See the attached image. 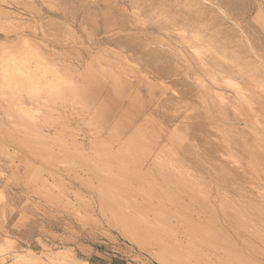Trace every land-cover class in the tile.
<instances>
[{"label": "rangeland", "instance_id": "obj_1", "mask_svg": "<svg viewBox=\"0 0 264 264\" xmlns=\"http://www.w3.org/2000/svg\"><path fill=\"white\" fill-rule=\"evenodd\" d=\"M209 1L214 7L200 1L198 2L200 6L195 7L196 14L193 9L188 12L189 6L192 5H187V2L180 0H0V22L3 21L0 23V27L3 26L0 28V50L9 49L5 52H11V47L16 45L20 38L28 39L35 45H39L40 49L43 47L42 50H46L53 58L60 57L64 61L63 65L67 67L66 71L69 74L65 77L66 86H70L71 83L68 82H72L71 80L77 76L73 83L77 84L76 79L79 78L78 82L81 83L79 86L87 89L86 94H93L94 100V105L88 112L84 99L66 98L65 104L61 102L62 107H58L60 105L58 103L53 112H50V117L54 119L50 121L57 127L51 125L53 129L50 126V130L42 132L46 136L42 133L34 135L32 132L34 136L30 134L29 138L28 134L27 136L16 132L11 134L12 125H10L11 128L8 125L10 118L5 115L6 118L2 112L9 109L6 105L9 103L11 105L10 101L13 97L8 94L9 90H0L2 93L6 92L5 97L8 100L7 104L5 97L2 98L3 101L0 99V135L2 136H0V240L7 237L11 241V249L3 254L4 260L0 261V264H8L11 253H24L30 256L32 261L41 264H52L48 262V258H55L54 256L57 257L61 253L67 256V264H264V254H262L264 244L260 247L251 236L253 234L251 229H254V226H251L249 219H254L253 210L255 209L252 207L251 211L248 207L254 206L256 202V187L254 188L256 184L253 183V179L256 178L255 180L258 181L263 177L259 169L264 165L262 163L264 162V77L258 73L257 78L252 76L257 81L255 78L253 80L249 78L250 72L247 73L250 75H247L249 79H245L247 76H244L243 81H240L242 75L240 78L237 74L230 75L233 77H229L231 82L228 85L222 82L217 92L225 96L226 100H232L235 92L233 89L238 84L237 88L241 92L246 91L245 95L251 96V104L248 106L249 104L239 103L241 107L238 105L237 112L229 107L226 123L219 119H212L211 115L203 110L198 100L193 97L190 99L194 93L191 95L189 93L188 96V93L183 92L189 90L187 87L191 88L189 85L184 88L180 86L181 83L178 84L179 86L173 84L176 80L182 81V73L186 69L180 63L181 55L188 64L193 65L190 50L182 48L185 41L180 39V36L186 35L187 39L189 36L191 41L196 38V35L190 34L194 35L191 38L189 33L188 35L183 32L177 34L168 28L169 32L163 24L174 16L181 17L185 10L187 14H191V18L195 14L193 18L199 23L202 22L201 27L203 24V29L200 28L202 31L200 36H205L207 40L210 36L212 40L215 39L212 42L215 48V53H212L214 58L224 68L230 66L228 68L232 70L236 68L248 71L251 67L247 65L250 62V56L244 48L245 41L240 39V34L235 28L221 19L215 7L223 5L226 13L240 25L262 63L264 62V19L259 9L264 12V0ZM208 9L212 10L209 12ZM9 23L14 31L8 28ZM161 28L164 30H160ZM4 29L9 34L4 32ZM203 40L192 41V43L195 42L194 45H196L200 42L196 48H199L200 44L202 48L208 43H203ZM2 51L0 54L5 53ZM175 51L178 53H174ZM251 59L256 60L253 57ZM246 65L248 68L245 67ZM262 65L264 66L263 63ZM90 74L95 76V82L88 84L86 81L91 79L88 78ZM139 75L143 79L148 77L150 80L148 84L147 80H137ZM114 76L125 78L132 83L133 87L141 91L145 100L149 93L152 94V99L157 100V107L153 108L151 115L141 119L142 126H140L141 122L135 125L137 128L140 127L138 129L140 133L136 132L134 138L132 137L128 142L126 140V144L130 146L125 145L127 149L123 147L124 151L109 147L110 143L104 139L107 136L104 129H94L96 128L95 120H98L97 112L110 109L117 97L112 84ZM252 80L256 84L259 80V86L258 84L256 86L255 82L251 83ZM260 81L263 82L260 83ZM232 82L236 87L232 85ZM163 84L167 90L161 87L164 86ZM181 92L185 94L184 97ZM178 94L182 98L178 97ZM160 99L164 101L161 102ZM120 110L124 111V108ZM10 113L12 114V111ZM258 124L260 129L257 128ZM135 127L134 129H137ZM18 129L15 130L18 131ZM224 131L231 143L225 137L221 139L220 134L225 136ZM251 133L254 135L252 136ZM14 134L17 136L16 140H14L16 138ZM39 134L43 138H39ZM258 134L261 136H257ZM255 136L263 140H258L259 143ZM144 146H153L154 149L161 146L163 148L162 152H157L160 158L158 162H154L157 165H152V168L149 163L147 164L149 170L152 168L153 174L138 172L141 167L138 170L135 159H138L137 151ZM76 148L77 150H74ZM108 148H111L110 151ZM227 149L231 152L229 155L231 161L234 159L235 163L229 160L230 152ZM81 152L84 153L83 156ZM165 159L169 160L168 164L176 165L174 168L180 166L179 169L177 168L181 169L180 171L184 167L187 168L186 171L192 175L190 179L189 177L187 179L196 184L191 186L194 190L193 194L190 193L192 190L190 185L185 186V189L179 184V189L181 188L177 193L179 196H173L170 190L166 193L164 190L167 186L162 185L163 190H159L157 185L161 186L164 179L155 180L157 176L155 169H158L159 162L165 163ZM127 160L132 164L131 162L127 164ZM115 161L123 164L115 163ZM241 169L245 171H240ZM143 172L147 175H143ZM223 172L227 173L226 185H224L225 179L220 180L222 177L220 173L222 175ZM243 172L246 176L241 175ZM174 176L178 179L175 173ZM209 176L213 181L217 178L224 182L225 188L219 193L220 195L215 192L210 194L209 186L213 189L215 186H211L212 182L209 184ZM256 176L259 178L257 179ZM164 178H168L167 175H164ZM169 178L171 181L174 180L170 176ZM170 180L166 181L170 183ZM198 187L201 188L200 192ZM171 192L176 195L177 191ZM260 193L264 194V188L260 190ZM182 194L185 196H181ZM243 195L244 202L239 201L241 204H238L237 199L242 200ZM247 198L255 201L250 203ZM102 203L106 204L102 205ZM224 203L226 207H229L224 208ZM244 203L245 205L247 203L249 208L246 214L250 212V215L247 214L249 218L246 214L243 217L246 221H243L238 214V209L241 210V205L244 206ZM230 221L232 223L234 221L233 225ZM239 223L243 225L242 228L239 227Z\"/></svg>", "mask_w": 264, "mask_h": 264}, {"label": "bare ground", "instance_id": "obj_2", "mask_svg": "<svg viewBox=\"0 0 264 264\" xmlns=\"http://www.w3.org/2000/svg\"><path fill=\"white\" fill-rule=\"evenodd\" d=\"M180 1H185V3L187 2L188 4L187 5H192V6H189L190 8H189V10H188V12L190 11V9L192 10L193 9V12L194 13H196L197 14V9H195V7H197L198 5L200 6V3H198V2H200V1H203V3H206V5H210V6H212V7H214L213 5H212V3L209 1V0H180ZM172 2H174V1H172ZM177 2V1H176ZM233 2V1H232ZM242 2V1H241ZM234 3V2H233ZM238 3V2H237ZM236 3V5H239V4H237ZM220 4V3H219ZM224 4V3H223ZM245 4V3H244ZM203 5V4H202ZM229 5V4H228ZM183 6H185V4L183 5ZM204 6V5H203ZM223 6V5H222ZM220 7V5L219 6H216L215 7V10L218 12V14H220L221 15V19H223L224 21H226V23H228V24H230V26L232 27V28H235V30L240 34V39H242L243 41H245V45H244V48L246 49V51L249 53L248 55L250 56V62L252 61V63H250V62H248L247 63V61H246V63H247V65L249 64L250 66V68H249V70L247 71L246 69V71L247 72H245V70L243 69V70H238V69H236V68H234L233 70H232V68L231 69H229L228 67H230V66H228L227 68H224L220 63H219V61L217 60V59H215L214 58V56L212 55V53H215L214 51V47H213V45H212V42H214L213 40H215V39H211V36H210V38L207 40L206 38H205V36H200V34H201V29L200 28H202L203 27V24H202V27H201V23H199V22H197V20L196 19H194L193 17L195 16V14H194V16H192V18L190 17V15H189V13L187 14L186 13V10H185V13L187 14H185L184 12V14L186 15H182L181 16V14L179 15V16H181V17H179L178 18V16H174V18H172L170 21H169V19L168 20H166L165 21V19L167 18V16H166V18L164 19V21H165V23H163V21H161L163 24H164V26H166L165 27V29L166 30H172V31H174V32H177V34L178 33H180V32H183V33H185V34H187L188 35V33H189V35L190 34H192V33H194L196 36V38L194 39L193 38V36L192 35H190L191 36V38H193V39H191V41L189 40L190 39V37L188 36V39H187V37H186V35H181L180 37V39H182L183 41H185V45L182 47V48H184L185 50H190V53H191V58H192V62H193V65H190V64H188L186 61H185V58L183 57V55H181V54H179V55H181L180 57H181V60L178 58V55H176L175 54V56H177V58L180 60V63H182L183 64V66L186 68L185 70H184V72L182 73V75H183V77H182V81H174L173 82V84L174 85H178L179 83H181L180 84V86H184V88H186L188 85L191 87V88H188L187 87V89H189V90H185V91H183L184 93L186 92V94L189 96V93H190V95L192 94V93H194V95H192V96H190V99H191V97H193L194 99H196V100H198L199 101V103H201V105H202V107H203V110H205V112L207 113V114H210L211 115V118L212 119H214L215 118V120L216 119H219L221 122H223V123H226V121H228L227 120V118H226V115H227V109L230 107V108H232V110L233 111H235L236 110V112H237V108H238V105H239V103L241 104V105H245V104H249L248 106H250V104H251V99H250V97L251 96H246L245 95V93H246V91L243 93V92H241L237 87H239L238 86V84H237V87H236V85H234V83L232 84V85H234V87H236V88H232V85L231 84H229V85H231L230 86V88H232L234 91V96H233V98H232V100H226L225 98V96H223V95H220V93H219V91L217 92V89H219V87H220V84L223 82V83H226L227 85H228V83L229 82H231L230 81V78H233V77H231V76H234V74H237L238 76H239V78H240V76H241V78H240V81H243L242 79L243 78H245L244 76H247L248 74L247 73H250L251 72V77H249V78H251V79H253V78H255V77H253L252 78V76H256V78L259 76V75H262L263 77H264V66L262 65V63L264 64V62H262L261 63V60H260V58L258 57V55L256 54V52H254V50H253V48L250 46V43H249V41L247 40V38H246V36H245V32L243 31V29H241V27H240V25L237 23V22H235L230 16H229V14H227L226 13V10H224L223 9V7ZM205 7V6H204ZM161 8V7H160ZM200 8H202V7H200ZM208 8V7H207ZM210 8V7H209ZM148 9V8H147ZM205 9V8H204ZM209 10H212V9H208V11ZM214 10V9H213ZM200 11V10H199ZM160 12V11H159ZM171 12V11H170ZM178 12V11H177ZM180 12V11H179ZM210 12V11H209ZM167 13V12H166ZM259 13H260V15L261 16H263V19H264V12L263 11H261V9H259ZM152 14V13H151ZM171 14V13H170ZM177 14V13H176ZM200 15V14H199ZM198 15V16H199ZM173 16V15H172ZM170 18H171V16H169ZM168 17V18H169ZM202 17H203V14H202ZM201 17V18H202ZM200 18V17H199ZM205 18V17H204ZM258 18V17H257ZM2 20V19H1ZM203 20V19H202ZM258 20V19H257ZM260 20V19H259ZM167 21H169V22H167ZM264 21V20H263ZM1 22H3V21H1ZM0 22V23H1ZM7 22V21H6ZM10 22V21H9ZM13 22V21H12ZM157 22V21H156ZM11 23V22H10ZM10 23L8 24L9 25V27L8 28H10ZM154 23V22H153ZM199 23V24H198ZM260 23H262V21H260ZM6 24V23H5ZM12 24V23H11ZM13 24H14V22H13ZM114 24V23H113ZM258 24V23H257ZM263 24V23H262ZM158 25H160V24H158ZM208 25V24H207ZM259 25V24H258ZM7 26V25H6ZM5 26V27H6ZM161 26V25H160ZM163 26V25H162ZM13 27H15V26H13ZM205 27V26H204ZM0 28H3V26L1 25V27ZM155 28H157V27H155ZM160 28V27H159ZM169 28V29H168ZM11 29V28H10ZM15 29V28H14ZM164 30V28H161L160 30ZM203 29V28H202ZM8 30V29H7ZM12 31H14L13 30V28L11 29ZM170 30H169V32H170ZM198 30L199 31V33H198V31L196 32V31ZM205 30H206V28H205ZM4 32H7L8 33V31H5V29L3 30ZM108 31V30H107ZM201 31V32H200ZM204 31V30H203ZM162 32V31H161ZM206 32V31H205ZM211 32V31H210ZM182 33V34H183ZM9 34V33H8ZM11 34V33H10ZM94 34V33H93ZM105 34V33H104ZM169 34V33H168ZM171 34H174V33H171ZM181 34V33H180ZM198 34H199V36H198ZM204 34V33H203ZM7 35V34H6ZM24 35V34H23ZM176 35V34H175ZM215 35V34H214ZM198 36V37H197ZM17 37V36H16ZM21 37V36H20ZM204 37V38H203ZM207 37V36H206ZM204 39V40H203ZM206 39V40H205ZM200 41V40H203L202 42L203 43H207V44H205V47H202L201 48V44L199 45V48H196V47H198V45L197 44H199V43H197L196 45H194V43H192V41ZM94 41V40H93ZM92 41V42H93ZM182 42V41H181ZM216 42V41H215ZM16 43V42H15ZM92 44V43H91ZM216 44V43H215ZM203 45V44H202ZM9 47V46H8ZM7 47V48H8ZM5 48H6V46H5ZM10 48V47H9ZM12 48V49H11ZM10 49V51L11 52H5V51H8L9 49H5V51H4V49H1V50H3L2 52H5V53H2V54H0V90H2V89H7V91L9 90L10 91V93H8L9 95L11 94L12 95V97L14 98H12L11 96V98H12V100L10 101V102H12L11 103V105H10V103H9V105H6L7 106V108H9L7 111H5V112H2V114H4V116L6 115L7 117H9L8 119L10 120L9 121V123L10 124H8L9 125V127H10V125H12L11 127L13 128V130H12V128L10 129L11 131H12V133L11 134H13V133H21V134H28V136L31 134V135H33L32 134V132H34V135H35V133H42V132H45L47 129H49L50 130V126L52 125V122L51 121H53L54 119L53 118H51L50 117V112L52 113L53 112V109H55V106L57 107V104L59 105L58 107H62V104H65L64 102H65V99L66 98H72V100L74 99V100H76V98L77 99H84V101H85V103H86V105H87V111L88 112H90V110H91V108L93 107V105H94V100L92 99V97H93V94L91 95V93H90V90H88V92L90 93V94H86V92H87V89H84L82 86H79V85H81V83H79L78 82V80H79V78H77L76 80V82H77V84L76 83H73L74 81V79H75V77H77V76H75L74 78L73 77H71V78H73L71 81L72 82H68L69 84L71 83V85L70 86H66L67 85V83H65L66 82V79H65V77L66 76H68L69 74H68V72L66 71V69H67V67L66 66H64L63 65V63H64V61L63 60H61V58L60 57H56V58H53L52 57V55L50 54V53H48L46 50H42L43 49V47H42V49H40V47H39V45L37 46V45H35L33 42H30V41H28V39L26 40V39H23V37L22 38H20V41L19 42H17V44L16 45H14L13 47H11ZM0 50V51H1ZM13 51V52H12ZM245 51V52H246ZM173 53V52H172ZM174 53H178L177 51H175ZM254 58V59H256V60H252L251 58ZM221 58V60H223L222 59V57H220ZM219 59V58H218ZM247 60V59H246ZM243 61V60H242ZM244 63H245V61H243ZM243 63V64H244ZM247 65L245 66V67H247ZM232 67V66H231ZM248 68V67H247ZM160 69V68H159ZM165 69V68H164ZM236 69V70H235ZM157 70H158V68H157ZM167 70V69H166ZM235 70V71H234ZM162 71V70H161ZM163 72V71H162ZM162 72H161V74H162ZM168 73V72H167ZM232 73V74H231ZM258 73H260L259 75H258ZM134 74V73H133ZM155 74V73H154ZM153 75V74H152ZM167 75V74H166ZM231 75V76H230ZM161 76V75H160ZM248 76H250V75H248ZM248 76L245 78V79H247L248 78ZM156 77V76H155ZM165 77V76H164ZM230 77V78H229ZM261 77V76H260ZM259 77V78H260ZM263 77H261V78H263ZM88 78H91V79H88L86 82L88 83V84H91V83H93V82H95L94 80H95V76L93 75V74H90L89 76H88ZM132 78V77H131ZM248 78V79H249ZM255 78V79H256ZM258 78V79H259ZM261 78H260V80H261ZM136 79H137V77H136ZM244 79V80H245ZM70 80V79H69ZM137 80H144V81H146L147 80V84H148V81H150V80H148V77L147 78H145V79H143L140 75L138 76V79ZM166 80H167V77H166ZM231 80H233V79H231ZM254 80V79H253ZM252 80V82L251 83H253V82H255V81H253ZM263 80V79H262ZM170 81V80H169ZM186 81V82H185ZM233 81H235V80H233ZM248 81V80H247ZM251 81V80H250ZM256 81H257V79H256ZM264 81V80H263ZM262 81V82H263ZM113 82V83H112ZM111 83L113 84V88H114V93H115V95L117 96L116 98H115V100H114V104L110 107V109H105L104 111H102V112H97L98 113V120H95V123H94V126L96 127V128H94V129H98V128H101V129H104L105 130V134H107V136L104 138V139H106L110 144H109V147H113V148H115V149H117V151H121L122 150V148L126 145V147L127 146H130L129 144H126V140H127V142L128 141H130L131 139H132V137L134 138V134L136 133V132H138V129H140V127L139 128H137V127H135V125L136 124H138V122H141L142 120V118L145 116L146 117V115L148 116V115H151V111L152 110H154L153 108L154 107H157V105H156V102H157V100H154V99H152L153 97H152V94L151 93H149V95H148V98H147V100H145L144 99V97L142 96V94H141V91L139 90V89H137V88H135V87H133L132 85V83H130V82H128L125 78L123 79V78H118V77H116V76H114V78H113V81H112ZM236 82V81H235ZM246 82V81H245ZM258 82H259V80H258ZM258 82H257V84H258ZM261 81H260V83H262ZM151 83H152V81H151ZM150 83V84H151ZM187 83V84H186ZM238 83V82H237ZM66 84V85H65ZM254 84V83H253ZM257 84H256V82H255V85L257 86ZM64 85H65V87H64ZM103 85V84H102ZM164 86H161V87H165V89H166V86H165V84H163ZM179 86V85H178ZM249 86V85H248ZM247 86V87H248ZM258 86H259V84H258ZM222 87V86H221ZM224 88V87H223ZM261 88V87H260ZM179 89V88H178ZM105 90V89H104ZM167 90V89H166ZM181 90V89H180ZM232 91V90H231ZM243 91V90H242ZM248 91H249V89H248ZM4 92V91H3ZM183 92H181L182 94H183ZM232 92V93H233ZM180 93V92H179ZM226 93V92H225ZM224 93V94H225ZM104 94V93H103ZM106 94V93H105ZM111 94V93H110ZM166 94V93H165ZM164 95V94H163ZM167 95V94H166ZM184 95L185 94H183V97H184ZM186 95V96H187ZM233 95V94H232ZM6 96V92L5 93H2L1 91H0V99L2 100V98L3 97H5ZM112 96H114V95H112ZM162 96V95H161ZM168 96V95H167ZM167 96H164V97H167ZM163 97V96H162ZM172 97V96H171ZM178 97H181L182 98V96H179V94H178ZM6 98V97H5ZM71 98H70V100H71ZM110 98H112V97H110ZM187 98V97H186ZM185 98V99H186ZM162 99V98H161ZM160 99V100H161ZM180 99V98H179ZM6 100H7V98H6ZM5 99H4V101H6ZM10 100V99H9ZM69 100V99H68ZM68 100H66L67 102H68ZM70 100H69V102H70ZM3 101V100H2ZM60 101V102H59ZM164 101V99L163 100H161V102H163ZM61 102H62V104H61ZM113 102V101H112ZM161 102H160V104H161ZM4 103V102H3ZM6 103L8 104V100L6 101ZM5 103V104H6ZM244 103V104H243ZM218 104V105H217ZM4 105V104H3ZM67 105V104H66ZM108 105V104H107ZM159 105V104H158ZM162 105V104H161ZM253 105V104H252ZM252 105H251V107H252ZM69 106V105H68ZM109 106V105H108ZM240 106V105H239ZM5 107V106H4ZM152 107V108H151ZM159 107V106H158ZM241 107V106H240ZM65 108V107H64ZM69 108V107H68ZM122 108H124V111H121L120 109H122ZM229 108V109H230ZM243 108V107H242ZM242 108H240L241 110H242ZM253 108V107H252ZM59 109V108H58ZM70 109V108H69ZM156 109H158V108H156ZM251 109V108H250ZM254 109V108H253ZM12 111V114L10 113V112ZM156 111V110H155ZM240 111V110H239ZM248 111V110H247ZM254 111V110H253ZM251 112H252V110H251ZM255 112V111H254ZM10 115H9V114ZM56 113V112H55ZM97 113H95V114H97ZM249 113V112H248ZM39 114H41L40 116H39ZM72 114V113H71ZM57 115V114H56ZM5 116V117H6ZM256 116V115H255ZM254 116V117H255ZM6 117V118H7ZM53 117V116H52ZM71 117V116H70ZM144 117V118H145ZM237 117H238V115H237ZM62 118V117H61ZM53 119V120H52ZM153 119V118H152ZM212 119H210V120H212ZM51 120V121H50ZM57 120H59L58 118H57ZM61 120V119H60ZM59 120V121H60ZM262 120V119H261ZM146 121H148V120H146ZM154 121V120H153ZM68 122V121H67ZM250 122V121H249ZM256 122H258L257 120H256ZM61 123V122H60ZM146 123H148V122H146ZM230 123V122H229ZM228 123V124H229ZM232 123V122H231ZM230 123V124H231ZM1 124H2V122H1ZM7 124V123H6ZM142 122H141V125L140 126H142ZM153 124H156V123H153ZM54 125V127H57L55 124H53ZM52 125V126H53ZM256 125H257V123H256ZM52 126H51V128H52ZM68 126V125H67ZM137 126V125H136ZM222 127H223V125H221ZM261 126V125H260ZM264 126V125H263ZM61 127H62V125H61ZM60 127V128H61ZM64 127V126H63ZM134 127L135 128H137V129H134ZM225 127V126H224ZM228 127V126H227ZM229 127H231L230 125H229ZM247 127V126H246ZM249 127V126H248ZM259 127V124H258V126H257V128ZM262 127V126H261ZM3 128V127H2ZM19 128V129H18ZM144 128V127H143ZM143 128H141V129H143ZM217 129H219L218 127H216ZM6 129V128H5ZM15 129H18V131H16ZM53 129V128H52ZM58 129V128H57ZM63 129V128H62ZM61 129V130H62ZM66 129V128H65ZM64 129V130H65ZM135 131H134V130ZM225 129H227V128H225ZM259 129H260V127H259ZM4 130V129H3ZM64 130H63V133H64ZM145 130V129H144ZM221 130V129H220ZM223 130V129H222ZM262 130V129H261ZM1 131V130H0ZM156 131V130H155ZM162 131V130H161ZM233 131H235V130H233ZM7 132V131H6ZM52 132V131H51ZM51 132H48V133H51ZM55 132V131H54ZM90 132V131H89ZM230 133H231V129H230V131H229ZM55 133H57V132H55ZM55 133H54V135H55ZM138 133H140V132H138ZM151 134L153 133V132H150ZM224 133H225V131H224ZM223 133V134H224ZM1 134V133H0ZM4 134V133H3ZM10 134V133H9ZM8 134V135H9ZM58 134V133H57ZM60 134V133H59ZM252 134V133H251ZM261 134V133H260ZM260 134H258L257 136H259ZM15 135V134H14ZM33 135V136H34ZM37 135V134H36ZM42 135L43 136H46V135H44V133H42ZM48 135V134H47ZM50 135V134H49ZM63 135H65V134H63ZM71 135V134H70ZM136 135H138V134H136ZM222 137H221V139L223 140L224 139V137L225 138H227L228 136H227V134L225 133V136H223L222 134H220ZM231 135H233V134H231ZM254 134H252V136H253ZM262 135V134H261ZM260 135V136H261ZM1 136V135H0ZM16 136V135H15ZM27 136V135H26ZM25 136V137H26ZM39 136V138H43V136H41L40 137V134L38 135ZM86 136V135H85ZM148 136V135H147ZM227 136V137H226ZM257 136H255V138L257 137ZM264 136V135H263ZM2 137V136H1ZM1 137H0V139H1ZM4 137V136H3ZM23 137H24V135H23ZM24 137V138H25ZM31 136H29V138H30ZM73 136H71V138H72ZM150 137V136H149ZM148 137V138H149ZM156 137V136H155ZM163 137V136H162ZM170 137V136H169ZM229 137H231V136H229ZM9 138V137H8ZM11 138H13L12 136H11ZM27 138V137H26ZM34 138V137H33ZM38 138V139H39ZM55 138V137H54ZM68 138V137H67ZM75 138V136L73 137V139ZM157 138V137H156ZM261 138V137H260ZM3 139V138H2ZM17 139V136H16V138L14 139V140H16ZM28 139V138H27ZM35 139V138H34ZM37 139V140H38ZM44 139H45V137H44ZM49 139V138H48ZM47 139V140H48ZM56 139V138H55ZM63 139V138H62ZM144 139V138H143ZM220 139V140H221ZM234 139V138H233ZM232 139V140H233ZM257 139V138H256ZM262 139V138H261ZM261 139H257V141L258 140H261ZM31 140V139H30ZM57 140V139H56ZM65 140V139H64ZM141 140H142V138H141ZM144 140H146V139H144ZM227 141H230V140H228V138L226 139ZM235 140V139H234ZM253 140V139H252ZM255 140V139H254ZM253 140V141H254ZM263 140V139H262ZM261 140V141H262ZM18 141V140H17ZM19 141H21V140H19ZM23 141V140H22ZM28 141V140H27ZM33 141V140H32ZM35 141H36V139H35ZM41 141V139L39 140V142ZM61 141V140H60ZM70 141H72L71 139H70ZM74 141V140H73ZM72 141V142H73ZM143 141V140H142ZM225 141V140H224ZM224 141H223V143H224ZM252 141V142H253ZM26 142V141H25ZM24 142V143H25ZM56 142V141H55ZM64 142V141H63ZM61 143V144H64V143ZM148 142V141H147ZM244 142V141H243ZM246 142V141H245ZM259 142V141H258ZM15 143V142H14ZM22 143V142H21ZM42 143V142H41ZM40 143V144H41ZM58 143V142H57ZM152 143V142H151ZM177 143H179V142H177ZM176 143V144H177ZM230 143H231V141H230ZM229 143V144H230ZM255 143H257V142H255ZM254 143V144H255ZM260 143V142H259ZM7 144V143H6ZM37 144V143H36ZM53 144V143H52ZM72 144V143H71ZM74 144V148H75V143H73ZM80 144H82V143H80ZM79 144V145H80ZM90 144V143H89ZM93 144V143H92ZM235 144H237L236 142H235ZM240 144V143H239ZM263 144V143H262ZM22 145V144H21ZM27 145V144H26ZM78 145V144H77ZM91 145V144H90ZM89 145V146H90ZM97 145V144H96ZM108 145V144H107ZM155 145V144H154ZM165 145V144H164ZM256 145V144H255ZM260 146H261V144H259ZM24 146V145H23ZM31 146V145H30ZM60 146V145H59ZM81 146V145H80ZM85 146V145H84ZM93 146V145H92ZM91 146V147H92ZM163 146V145H162ZM162 146L160 147V148H156V149H154L153 148V146H144V147H141L138 151H137V153H139V155H138V159H135L136 161V163H137V167H138V170H139V168L141 169L140 171H138V172H142V171H144V172H146V173H148V172H150V173H152L153 174V172H152V165H154V166H156L157 165V163L155 164L154 162H158L159 160H160V158L157 156L158 155V153H160V152H162L163 151V148H162ZM177 146V145H176ZM178 146H179V144H178ZM238 146V145H237ZM254 146V145H253ZM18 147V146H17ZM34 147V146H33ZM42 147V146H41ZM82 147V146H81ZM226 147H227V143H226ZM255 147V146H254ZM264 147V146H263ZM78 148V147H77ZM77 148L76 149H74V150H77ZM94 148V147H93ZM125 148V147H124ZM130 148V147H129ZM228 148H229V146H228ZM236 148V147H235ZM256 148V147H255ZM259 148V147H258ZM257 148V149H258ZM44 149V148H43ZM79 149H81L80 147H79ZM83 149V148H82ZM88 149H91V148H88ZM109 149V148H108ZM111 149V148H110ZM110 149H109V151H110ZM114 149V150H115ZM125 149H127V148H125ZM165 149V148H164ZM182 149V148H181ZM225 149V148H224ZM230 149V148H229ZM244 149V148H243ZM246 149V148H245ZM261 149V148H260ZM259 149V150H260ZM13 150V149H12ZM32 150V149H31ZM113 150V151H114ZM189 150V149H188ZM29 151V150H28ZM80 151H82V150H80ZM90 151V150H89ZM94 151V150H93ZM101 151V150H100ZM122 151H124V150H122ZM180 151V150H179ZM184 151V150H183ZM186 151V150H185ZM226 151V150H225ZM227 151H229L228 149H227ZM230 151H231V149H230ZM229 151V152H230ZM261 151H263V149L261 150ZM31 152V151H30ZM66 152H67V150H66ZM73 152V151H72ZM71 152V153H72ZM75 153H76V151H74ZM83 152V151H82ZM81 152V153H82ZM91 152V151H90ZM96 152V151H95ZM158 152V153H157ZM39 153V152H38ZM42 153V152H41ZM67 153H69V152H67ZM77 153H78V151H77ZM96 153H98V152H96ZM172 153V152H171ZM185 152H183V154H184ZM190 153V152H189ZM228 153V152H227ZM263 153H264V151H263ZM78 154H80V153H78ZM83 154L84 153H82L81 155L83 156ZM86 154V153H85ZM104 155H107V154H105V153H103ZM113 154V153H112ZM191 154V153H190ZM66 155V154H65ZM69 155H71V154H69ZM81 155H78V156H81ZM96 155V154H95ZM184 155H186V154H184ZM229 155H231V152H230V154H228V156ZM257 155V154H256ZM262 155V154H261ZM264 155V154H263ZM33 156V155H32ZM37 156H39V155H37ZM68 156V155H67ZM73 156V155H72ZM75 156V155H74ZM77 156V157H78ZM82 156L81 157H79V158H82ZM92 156V155H91ZM102 156V155H101ZM176 156V155H175ZM183 156V155H182ZM253 156V155H252ZM258 157H259V155H257ZM256 156V157H257ZM69 157V156H68ZM68 157H66V158H68ZM76 157V158H77ZM87 157V156H86ZM96 157V156H95ZM98 157V156H97ZM158 157V158H157ZM184 157V156H183ZM230 157L231 156H229V160L231 161V159H230ZM257 157V158H258ZM262 157V156H261ZM101 158V157H100ZM105 158V157H104ZM108 158V157H107ZM113 158V157H112ZM169 158H170V156H169ZM190 158V157H189ZM192 158V157H191ZM232 158H234L233 157V155H232ZM255 158V157H254ZM64 159H65V157H64ZM73 159V158H72ZM75 159V158H74ZM84 159H86L87 160V158H84ZM95 159V158H94ZM106 159V158H105ZM127 159V158H126ZM171 159V158H170ZM176 159V158H175ZM184 159V158H183ZM253 159V158H252ZM259 159V158H258ZM262 159V158H261ZM66 160V159H65ZM81 160V159H80ZM79 160V161H80ZM108 160V159H107ZM115 160V159H114ZM152 160V161H151ZM162 160H164V158L162 159ZM197 160V159H196ZM251 160V159H250ZM260 160V159H259ZM78 161V160H77ZM128 161V160H127ZM167 161H169V160H167ZM167 161H166V159H165V163H163V162H159V164H158V166H157V168L158 169H155V170H157V173H155L157 176L155 177V180H160V178L161 179H164V181L160 184L161 186H159V185H157L158 186V188H159V190H163V188H162V185L163 186H167V189H165L164 191L166 192V191H168V190H170L169 192L170 193H172V195L173 196H177L178 194L177 193H179L180 192V189H179V184L181 185V186H183L185 189H186V187L185 186H188V185H190V188H191V186H195L194 184H193V182L191 183L188 179H187V177H189V179H190V177H192V175L190 174V173H188V171H186L187 170V168H182L183 170L182 171H180V170H178L179 168L178 167H180V166H178L177 168H174V167H176V165L174 166L173 164L171 165V164H168L167 163ZM187 161V160H186ZM192 161V160H191ZM195 161V160H194ZM193 161V162H194ZM201 161V160H200ZM234 161V163H235V161L236 160H232L231 162H233ZM254 161V160H253ZM261 161V160H260ZM263 161H264V158H263ZM64 162V161H63ZM81 162V161H80ZM91 162V161H90ZM106 162H108V161H106ZM118 162H120V161H118ZM118 162H116L115 161V163H118ZM124 162V161H123ZM131 161H128L127 162V164H129ZM134 161H133V163H135ZM176 162V161H175ZM181 162H183L182 161V159H181ZM196 162V161H195ZM238 162V161H237ZM58 163V162H57ZM111 162L109 161V164H110ZM114 163V164H115ZM121 163V162H120ZM119 163V164H120ZM126 163V162H125ZM149 163V165L152 167L150 170H149V167L147 166V164ZM170 163V162H169ZM184 163V162H183ZM262 163H264V162H262ZM262 163H260V164H262ZM59 164V163H58ZM65 164H66V162H65ZM81 164V163H80ZM98 164V163H97ZM100 164V163H99ZM113 164V163H112ZM121 164H123V163H121ZM120 164V165H121ZM130 164H132V162L130 163ZM177 164V163H176ZM190 164H193V163H191L190 162ZM195 164V163H194ZM197 164V163H196ZM256 164H257V162H256ZM74 165V164H73ZM238 165V164H237ZM263 165V164H262ZM56 166V165H55ZM119 166V165H118ZM122 166V165H121ZM124 166V165H123ZM258 166V165H257ZM103 167H105V166H103ZM125 167V166H124ZM128 167V166H127ZM183 167V166H182ZM195 167V166H194ZM198 167V166H197ZM240 167V166H239ZM252 167V166H251ZM260 167V166H259ZM66 168V167H65ZM79 168V167H78ZM92 168V167H91ZM115 168V167H114ZM117 168V167H116ZM193 168V167H192ZM240 168H242V167H240ZM247 168V167H246ZM254 168V167H253ZM258 168V167H257ZM93 169V168H92ZM128 169V168H127ZM227 169V168H226ZM115 170V169H114ZM168 170V171H167ZM232 170V169H231ZM236 170V169H235ZM260 172L262 173V176H260V177H262V180H260V179H258L259 177L258 176H256L257 177V179H258V181H256L255 179H253V183H255L256 184V186H254V188L256 187V194L255 193H252L251 192V194H255L256 195V202H255V204H254V206H252V205H249L248 207H250V210L252 211L253 210V208L255 209V211L253 210V212H254V219H249V220H251V226H254L253 228L254 229H251L252 230V232H253V234L251 235V236H253V240H255L256 241V243H257V245H259L260 247H261V244L263 245L264 244V194H261L260 193V190L261 189H263L264 188V165H263V167H261L260 169ZM258 170V171H259ZM69 171V170H68ZM71 171V170H70ZM81 171V170H80ZM208 171V170H207ZM206 171V172H207ZM224 171H226V170H224ZM229 171V170H228ZM227 171V172H228ZM240 171H245V170H240ZM61 172V171H60ZM91 172H92V170H91ZM123 172V171H122ZM138 172H137V174H138ZM144 172L142 173L143 175H147V174H144ZM159 172H163V173H165L164 175H167V177L168 178H164V175H161ZM231 172V171H230ZM253 172V171H252ZM52 173V172H51ZM93 173V172H92ZM135 173V172H134ZM174 173L178 176V179H177V177L175 178V176H174ZM235 173V172H234ZM53 174V173H52ZM110 174V173H109ZM132 175H134L133 173H131ZM136 174V175H137ZM185 174V175H184ZM207 174V173H206ZM227 173H224L223 172V174L221 175V173H220V176H222V177H220L221 179L220 180H224L225 179V175H226ZM244 174V172L241 174V175H243ZM250 174V173H249ZM252 174V173H251ZM253 174H255L254 172H253ZM257 174V173H256ZM98 175V174H97ZM132 175H130L131 177H132ZM171 177V179H174V180H172L173 182H175V184H177V186L175 185V184H172L173 182L170 180V178H169V176ZM208 175V174H207ZM245 175V174H244ZM258 175V174H257ZM128 176V175H127ZM138 176H139V174H138ZM159 176V177H158ZM174 176V177H173ZM201 176V175H200ZM211 176V175H210ZM209 176V177H210ZM215 176V175H214ZM217 176V175H216ZM229 176V175H228ZM234 176V175H233ZM246 176V175H245ZM244 176V177H245ZM248 176V175H247ZM95 177V176H94ZM99 177V176H98ZM134 177V176H133ZM231 177V176H230ZM235 177V176H234ZM97 178V177H96ZM130 178V177H129ZM140 178V177H139ZM195 178V177H194ZM197 178V177H196ZM229 178V177H228ZM232 178V177H231ZM230 178V179H231ZM68 179V178H67ZM87 179V178H86ZM97 179H99V178H97ZM96 179V180H97ZM138 179V178H137ZM172 182H170V183H168L167 181H169V180ZM233 179V178H232ZM242 179V178H241ZM250 179H251V177H250ZM250 179H249V181H250ZM95 180V181H96ZM167 180V181H166ZM198 180V179H197ZM215 181H213V179H212V177H210V180H209V184L212 182L213 184L211 185V186H215V189H213L212 187H210L209 186V191H210V194L211 193H216L217 195H220L219 193L220 192H222L223 190H224V185H226V180H227V178L225 179V184L223 185V183L219 180V179H214ZM240 180V178L238 179V181ZM109 181V180H108ZM205 181V180H204ZM252 181V180H251ZM256 181V182H255ZM85 182V181H84ZM99 182V181H98ZM110 182V181H109ZM113 182V181H112ZM165 182V183H164ZM230 182V181H229ZM235 182V181H234ZM233 182V183H234ZM243 182V181H242ZM248 182V181H247ZM121 183V182H120ZM133 183V182H132ZM140 183V182H139ZM165 185H164V184ZM241 183V182H240ZM122 184V183H121ZM137 184V183H136ZM202 184V183H201ZM207 184V183H206ZM208 184V185H209ZM232 184V183H231ZM242 184H244V183H242ZM247 184V183H246ZM254 184V185H255ZM119 185V184H118ZM124 185V184H123ZM133 185V184H132ZM175 185V186H174ZM223 185V186H222ZM235 185V184H234ZM121 186V185H120ZM126 186V185H125ZM156 186V187H157ZM201 186V185H200ZM227 186H229L228 185V183H227ZM232 186V185H231ZM237 186V185H236ZM253 186V185H252ZM261 186V187H260ZM177 187V188H176ZM189 187V186H188ZM187 187V188H188ZM202 187V186H201ZM206 187V186H205ZM240 187V186H239ZM112 188V187H111ZM118 188V187H117ZM122 188H123V186H122ZM121 188V189H122ZM189 188V189H190ZM196 188H197V186H196ZM199 188V187H198ZM235 188H237V187H235ZM241 188H243V186L241 187ZM113 189V188H112ZM115 189V188H114ZM125 189V188H124ZM192 190H193V188H191ZM227 189V188H226ZM225 189V190H226ZM231 189H232V187H231ZM230 189V190H231ZM155 190V189H154ZM172 190H174L175 192H176V195H174V193L173 192H171ZM190 191V193L191 194H193L192 192H194V190L193 191ZM199 190H201V188H199L198 189V192H200ZM243 190V189H242ZM102 191V190H101ZM124 191V190H123ZM245 191V190H244ZM247 191V190H246ZM245 191V192H246ZM254 191V190H253ZM263 191V190H262ZM63 192V191H62ZM77 192V191H76ZM121 192V191H120ZM169 192H168V194H169ZM197 192V193H198ZM237 192V191H236ZM243 192V191H242ZM94 193V192H93ZM105 193V192H104ZM116 193V192H115ZM167 193V192H166ZM166 193H164V194H166ZM263 193V192H262ZM96 194V193H95ZM107 194V193H106ZM185 194V193H184ZM201 194V193H200ZM232 194V193H231ZM76 195V194H75ZM97 195V194H96ZM104 195V194H103ZM202 195V194H201ZM248 195V194H247ZM161 196H163V194L161 195ZM179 196V195H178ZM181 196H183V194L181 195ZM185 196V195H184ZM183 196V197H184ZM210 196V195H209ZM77 197V196H76ZM100 197V196H99ZM182 197V198H183ZM187 197V196H186ZM238 197H239V195H238ZM243 197H244V195L242 196V200H240L239 198V200L237 199V203L238 204H241V202L243 201ZM181 198V199H182ZM190 198V197H189ZM221 198V197H220ZM254 198V197H253ZM112 199V198H111ZM188 199V198H187ZM233 199V198H232ZM245 199V198H244ZM249 198H247V200H248ZM65 200H67V199H65ZM204 200H205V198H204ZM214 200V199H213ZM219 200V199H218ZM247 200H245V201H247ZM254 200V199H253ZM253 200H251V199H249V201H250V203H251V201H253ZM104 201V200H103ZM109 201V200H108ZM179 201V200H178ZM211 201V200H210ZM239 201H241V202H239ZM255 201V200H254ZM253 201V202H254ZM105 202V201H104ZM216 202V201H215ZM219 202H221V201H219ZM244 202V201H243ZM242 202V203H243ZM194 203V202H193ZM200 203V202H199ZM212 203V202H211ZM231 203V202H230ZM235 203V202H234ZM233 203V204H234ZM66 204V203H65ZM100 204H101V202H100ZM106 204V203H105ZM105 204H103L102 203V205H105ZM116 204V203H115ZM189 204V203H188ZM228 204H229V202H228ZM227 204V205H228ZM68 205V204H67ZM71 205V204H70ZM193 205V204H192ZM174 206V205H173ZM204 206V205H203ZM209 206V205H208ZM213 206V205H212ZM224 208H228V207H226V205H225V203H224ZM236 206V205H235ZM242 206V209L240 210V209H238V207H237V209L239 210H237L238 211V214H239V216L240 217H242V220H243V217H245V214H246V211H247V209H249L248 207H247V203H246V205H245V203H244V206L243 205H241ZM66 207V206H65ZM175 207V206H174ZM209 207H211V206H209ZM221 207V206H220ZM253 207V208H252ZM73 208V207H72ZM107 208H109V206L107 207ZM179 208V207H178ZM212 208V207H211ZM222 208V207H221ZM236 208V207H235ZM239 208H240V205H239ZM102 209V208H101ZM116 209V208H115ZM183 209V208H182ZM207 210V209H206ZM231 210H233L232 209V206H231ZM214 211V210H213ZM234 211H235V209H234ZM197 212V211H196ZM215 212V211H214ZM230 212V211H229ZM248 212V211H247ZM253 212H251V213H253ZM211 213V212H210ZM250 213V212H249ZM249 213H247V214H249ZM237 214V213H236ZM244 214V215H243ZM246 214V215H247ZM250 215V214H249ZM222 216H226V215H224V214H222ZM233 216V215H232ZM248 216V215H247ZM228 217V216H227ZM233 217H236V216H233ZM251 217H252V215H251ZM226 218V217H225ZM248 218H249V216H248ZM232 219V218H231ZM241 219V218H240ZM225 220H227V219H225ZM212 221V220H211ZM243 221H246V220H243ZM228 222V221H227ZM231 222V221H230ZM248 222V221H247ZM232 223V222H231ZM233 223H234V221H233ZM233 223H232V225H233ZM246 223V222H245ZM228 224V223H227ZM237 224V223H236ZM240 224V223H239ZM238 224V225H239ZM249 224V223H248ZM231 225V224H230ZM237 226V225H236ZM242 226L243 225H239V227L240 228H242ZM235 227V226H234ZM249 229V228H248ZM246 230H247V227H246ZM250 230V231H251ZM251 234V233H250ZM250 236V237H251ZM241 240H242V237H241ZM247 240V239H246ZM252 240V239H251ZM243 241V240H242ZM232 242H234V241H232ZM10 244H11V241L6 237H3L1 240H0V261L2 262L3 260H4V258H3V254L8 250L9 251V249H11V247H10ZM179 244V243H178ZM255 248V247H254ZM255 249H257V247L255 248ZM260 249H258V251H259ZM262 252H263V250H261ZM260 251V252H261ZM259 252V253H260ZM262 254H264V252L262 253ZM261 254V255H262ZM7 255H8V253H7ZM60 255V256H59ZM57 257L56 256H54L55 258H48V262H50V263H52V264H67V261H66V257L67 256H64L62 253L61 254H59ZM11 258H10V262L8 263V264H24V263H26V264H41L40 262H37V261H32L31 259H30V256H28V255H26V254H24V253H11V255H9ZM264 256V255H263ZM236 257V256H235ZM257 257V256H256ZM7 258V257H6ZM44 262H46V261H44ZM259 263V262H258Z\"/></svg>", "mask_w": 264, "mask_h": 264}]
</instances>
